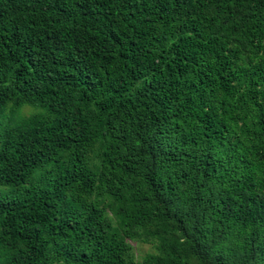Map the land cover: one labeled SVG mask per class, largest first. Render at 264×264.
Returning a JSON list of instances; mask_svg holds the SVG:
<instances>
[{
	"label": "trees",
	"instance_id": "trees-1",
	"mask_svg": "<svg viewBox=\"0 0 264 264\" xmlns=\"http://www.w3.org/2000/svg\"><path fill=\"white\" fill-rule=\"evenodd\" d=\"M0 264H264V0H0Z\"/></svg>",
	"mask_w": 264,
	"mask_h": 264
},
{
	"label": "rangeland",
	"instance_id": "rangeland-1",
	"mask_svg": "<svg viewBox=\"0 0 264 264\" xmlns=\"http://www.w3.org/2000/svg\"><path fill=\"white\" fill-rule=\"evenodd\" d=\"M30 108L23 106L19 110V114L22 116H26L30 112ZM132 247L133 259L134 261H139L140 258L147 252L152 251V246L146 243L129 241Z\"/></svg>",
	"mask_w": 264,
	"mask_h": 264
}]
</instances>
